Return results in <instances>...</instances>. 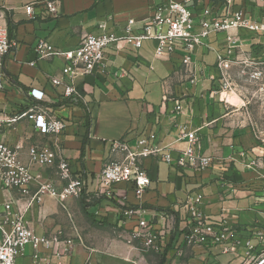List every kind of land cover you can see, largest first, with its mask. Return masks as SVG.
Instances as JSON below:
<instances>
[{
    "label": "crops",
    "instance_id": "obj_1",
    "mask_svg": "<svg viewBox=\"0 0 264 264\" xmlns=\"http://www.w3.org/2000/svg\"><path fill=\"white\" fill-rule=\"evenodd\" d=\"M34 1L39 3L32 19L24 6ZM42 1L0 0V23L7 26L12 41L0 88V117L25 111L37 102L49 103L66 123L59 137L65 157L74 173L87 181V188L82 196L69 198L67 208L50 195L27 207L19 189H5L0 181V212L7 201H18L37 234L60 232L63 239L74 241L69 251L65 243L57 245L61 254L53 248L27 246L18 264H246L242 245L225 254L221 245L186 244L192 222L188 204L199 194L210 219L226 221L243 243L248 239L258 243L253 231L264 226V133H258L241 119L237 107L231 108L214 92L226 33H212L206 46L193 55L196 83L187 78L178 54L155 56L156 40H146L139 48L120 41L105 49L107 70L77 76L80 94L64 98L50 78L61 73L65 61L60 55L41 57L36 51L40 39L64 51L75 49L86 33L98 31L100 22L123 34L128 19L148 18L165 0H60L57 15L49 13ZM188 5L196 18L207 6L217 15L243 11L264 23V0H192ZM239 34L252 56L264 52V33L257 37L242 29ZM254 43L259 46L253 49ZM184 129L197 132L196 151L213 159L208 168L147 156L143 163L151 183L141 196L132 183H120L114 197L89 200L99 188L100 172L113 156L115 141H124L135 151L139 139L153 137L154 144L176 157L189 146ZM0 140L22 144L20 157L25 163L30 161V146L54 143L28 119L1 132ZM56 169L33 166L34 172L59 183ZM31 188L36 190L34 185ZM129 206L142 209V215H125ZM140 218L159 233L158 248L144 249L143 239L132 238Z\"/></svg>",
    "mask_w": 264,
    "mask_h": 264
},
{
    "label": "built area",
    "instance_id": "obj_2",
    "mask_svg": "<svg viewBox=\"0 0 264 264\" xmlns=\"http://www.w3.org/2000/svg\"><path fill=\"white\" fill-rule=\"evenodd\" d=\"M192 0H165L152 10L150 16L140 22L128 19L124 33L109 29L105 21L97 25V32L86 33L75 49L64 51L46 39H40L36 51L41 57L60 55L65 64L59 75L50 78L52 87L58 89L61 96L70 98L80 94L76 83L79 75H90L98 70H107L105 63V49L112 43L125 41L139 48L146 40H156V57L178 54L185 74L193 83L197 82L198 67L193 61L198 49L206 46V39L212 33H226L225 53H219L217 69L219 76L215 79L214 92L228 105H232L224 97V93L235 91L233 70L245 65L252 67L249 78L259 80L263 77V70L248 51L241 40L239 31L244 29L260 37L264 33V23L246 17L243 11H234L223 15L215 14L214 9L205 6L198 19L189 7ZM230 3L231 0H228ZM34 1L24 6L30 18H36ZM49 13L57 15L60 9V0H43ZM260 43V40H259ZM259 45L254 43L252 48ZM12 48V41L6 25L0 23V88L5 78V59ZM181 51V52H180ZM246 74V71H242ZM125 74V72H124ZM182 111V105L176 107ZM22 119L32 121L38 131L54 139L52 147L32 145L28 149L29 163H25L20 152L22 144L11 145L0 140V181L5 189H19L22 198H26L27 207L42 202L46 195L55 197L64 208L71 197L82 196L87 188V181L83 176L75 174L71 162L65 157L64 150L59 142L60 135L66 129L65 121L59 117L49 103H34L27 110L18 112L7 118L0 117V133L14 128ZM183 136L188 139L189 146L176 157L170 151H163L152 141L153 137H144L138 140L137 150L130 149L124 141H115L112 148L113 156L105 163L100 172L99 188L89 200L105 195L114 197L115 187L120 183H132L136 193H142L149 187L151 177L143 160L147 156L163 159L170 164L179 166L192 165L197 169L208 168L212 157L198 153L199 137L196 131L184 129ZM41 168H57L59 183L45 178L42 172H34L33 166ZM36 190H32V186ZM203 195L199 194L188 204V213L192 219L186 235L188 246L216 247L222 246V252L232 253L241 245L245 248L246 264H264V226L256 232L258 243L250 239L245 243L238 238L237 233L228 226L226 221H214L204 212ZM124 214L132 216L142 215L143 210L132 206L124 209ZM0 264H18V258L24 254L27 246L35 249L40 247L53 248L57 254V245L65 243L66 251L72 249L74 241L63 239L60 232L51 235H39L24 217L23 209L18 201H7L4 211L0 212ZM133 239H143L144 249L158 248L159 233L153 231L146 220L140 218L139 229L132 233ZM57 250V251H56ZM38 261L39 256L35 255Z\"/></svg>",
    "mask_w": 264,
    "mask_h": 264
},
{
    "label": "rangeland",
    "instance_id": "obj_3",
    "mask_svg": "<svg viewBox=\"0 0 264 264\" xmlns=\"http://www.w3.org/2000/svg\"><path fill=\"white\" fill-rule=\"evenodd\" d=\"M258 62V66L264 73V52L258 56H254ZM245 70L246 74L242 71ZM253 70L252 67L241 65L233 70L234 87L236 102H240L238 106L229 105L231 108L239 109L242 112L241 119L247 120L253 125L258 133H264V74L259 80H252L249 78V72Z\"/></svg>",
    "mask_w": 264,
    "mask_h": 264
},
{
    "label": "bare ground",
    "instance_id": "obj_4",
    "mask_svg": "<svg viewBox=\"0 0 264 264\" xmlns=\"http://www.w3.org/2000/svg\"><path fill=\"white\" fill-rule=\"evenodd\" d=\"M234 94H235V92L232 91V92H229V93H224L223 95H224V97H227V99H228V101L230 103L233 104L234 102H236V98L234 97Z\"/></svg>",
    "mask_w": 264,
    "mask_h": 264
}]
</instances>
